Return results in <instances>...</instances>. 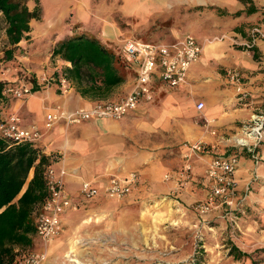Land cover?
<instances>
[{
	"label": "crops",
	"instance_id": "1",
	"mask_svg": "<svg viewBox=\"0 0 264 264\" xmlns=\"http://www.w3.org/2000/svg\"><path fill=\"white\" fill-rule=\"evenodd\" d=\"M42 1L38 0L41 16L29 20L27 34L32 30L31 22H35L32 31L39 37L52 38L51 47L58 40L76 34L98 38L97 40L113 54L114 63L123 76L119 82L96 93L81 92L74 82L70 91L59 93L55 83V87L51 84L46 89H36L24 99L9 103L4 100L0 102V117L15 112L19 115L21 124L38 125L40 136L34 144L49 155L54 175H58L60 165L66 168L62 178L63 185L78 204L77 208H68L61 213L62 225L65 224L67 229L75 225L76 218L85 213H97L100 219L103 218L102 215L110 213L108 205L105 204L106 200L115 199L108 198L102 188L110 174L128 170L137 173L138 182L133 190L125 195V199L138 195L143 186L152 197L163 195V192L173 185V178H165L164 174L169 172L172 176L175 175V170L181 163V141H214L216 136L210 134L208 129H214L217 135H231L238 130L240 123L247 119L251 111H259L264 107V36L257 40L250 51H245L223 37L214 38L211 42H202L200 55L187 68L186 83L168 88L153 80L156 92L152 100L139 103L122 117L89 118L68 124L56 122L50 129H45L43 119L49 108L58 106L72 110L78 106H89L98 99H119L130 89L135 69L116 54L115 46H110V42L117 37V29L109 23L99 21L98 15L91 13V8L97 4V0H66L62 7L54 6L50 14H47ZM202 1L198 0V4ZM173 3L172 0H155L157 5ZM208 3H212V36L223 33L241 40L247 36L248 29L253 25L258 26L264 33V0H208ZM88 30L96 34H87ZM180 33L182 32H171L167 37L155 41H169ZM206 35L200 34L201 38ZM104 40L108 42L103 44ZM20 42L21 39L17 44ZM54 60L50 68L57 72L61 67L70 65L68 60L59 56ZM227 67H236L241 72L240 86L248 94L246 104L237 102L235 85L224 75V69ZM33 76L37 78L39 73L35 72ZM94 81L100 83L98 78ZM197 100L203 101L200 110L194 106ZM198 111L204 118L211 119L207 128L203 127L202 120L198 122L194 119ZM223 149L229 150L228 147ZM231 150L237 154L235 201L243 203L249 199L253 203L252 200L262 199L263 204L264 138L257 146L256 161L244 148ZM208 152H205L204 156L209 154ZM190 161L192 178L189 184L182 188L185 191L180 196L187 200L193 197L201 198L206 184L204 161L194 155L190 156ZM82 180H88L97 187L94 196L84 198L80 195L79 186ZM158 191H163V194L157 195ZM89 201L100 204L93 208H83ZM216 208L221 210L223 207ZM240 210L243 212L245 208L241 207ZM254 210H247L250 217L255 216ZM259 213L264 219V209H260ZM245 217L244 212L240 214V221L244 223ZM257 222L258 218L254 223ZM87 224L94 223H79L80 228L88 235V230L85 229ZM251 225L253 224H250V227ZM66 232L67 230L47 244V254L45 253L41 264H51L47 255L59 253L67 246L70 247L72 242L74 244L76 239L70 238ZM30 237L32 243L36 237ZM30 247L43 250L42 246Z\"/></svg>",
	"mask_w": 264,
	"mask_h": 264
},
{
	"label": "rangeland",
	"instance_id": "2",
	"mask_svg": "<svg viewBox=\"0 0 264 264\" xmlns=\"http://www.w3.org/2000/svg\"><path fill=\"white\" fill-rule=\"evenodd\" d=\"M65 1L43 0L42 3L47 14H50L54 6L62 7ZM136 1L138 3L135 4ZM172 1L174 3L171 5H157L155 0H97L91 13H96L99 21L117 29V37L110 42L111 47L124 37L157 40L167 37L171 32L187 31L203 41L223 34L212 36V3H208V0H203L201 4H198V0ZM25 3L30 9L35 4L34 0H26ZM31 23L33 30L35 22ZM4 25L0 12V79L12 88H18L21 84L32 85L35 80L40 82L37 89H46L51 84L55 87L56 77L62 72V67L59 72L50 68L57 56L51 54L53 39L39 37L31 30L27 38H22L13 49L12 55L6 58L4 49L10 45ZM91 33L96 34L88 30L87 34ZM201 33L207 35L201 38ZM35 72L39 76L45 72L51 78L48 77L45 84L39 77L34 78ZM56 90L61 93L58 88ZM33 91L30 89L29 93L19 96L6 91L4 102L24 99ZM194 119L198 122L202 120L204 128L208 127L211 120L204 118L200 111L194 115ZM140 189L138 195L129 199L124 196L122 200H106L110 213L102 215L101 219L97 213H85L76 218L72 227L67 229L65 224L62 225L61 231L48 242L42 243L35 238L30 245L18 247L42 246L47 254V244L67 230V235L76 240L59 253L47 255L51 264H264V219L259 213L260 209H264L262 199L252 200L253 203L249 199L235 203L228 214L223 208H214L199 215L191 207L192 201L198 197L190 200L180 197L185 190L181 189L175 195L177 193L171 192L168 187L166 192H157V195H163L152 197L150 192L144 190L146 187ZM97 204L100 203L89 201L83 208H93ZM241 207L245 208L244 223L239 219V215L243 214ZM252 209H255L254 217L247 213V210L252 212ZM256 218L258 222L254 223ZM80 222L94 223L85 226L88 235L80 228ZM250 224L253 225L250 227ZM231 244L245 254L235 257L234 249L229 252Z\"/></svg>",
	"mask_w": 264,
	"mask_h": 264
},
{
	"label": "built area",
	"instance_id": "3",
	"mask_svg": "<svg viewBox=\"0 0 264 264\" xmlns=\"http://www.w3.org/2000/svg\"><path fill=\"white\" fill-rule=\"evenodd\" d=\"M263 36L261 29L253 25L248 29L244 39L236 40L232 35L227 34L216 38L226 37L231 43L245 51H250L257 40ZM203 41H198L190 32L177 34L169 41L122 38L115 46V52L125 63L134 66L135 73L130 89L117 100L98 99L89 106H78L72 110H65L58 106L51 108L44 114L43 127L48 129L60 121L68 124L89 118L118 119L139 103L152 100L156 92L153 80L168 88L186 83L187 68L200 55ZM224 75L235 85L237 102L246 104L248 94L240 86L241 72L236 67H227L224 69ZM48 77L51 78L42 72L39 79L47 84ZM56 82L61 93L68 92L72 88L71 80L63 72L58 73ZM35 84L39 86L40 82L35 80ZM30 89L31 85L21 84L18 88L5 86L3 91H11L19 96L29 93ZM194 106L200 110L203 107V101L197 100ZM208 132L216 136L214 141L198 139L181 142L183 148L180 154L181 163L176 168L175 175L172 176L166 172L164 177L173 178L171 192L178 193L189 184L192 178L190 156L201 158L204 161L205 189L201 198L192 201L191 207L201 215L222 206L228 214L237 203L235 201L237 154L231 148H244L255 161L257 160V146L264 138V107L259 111H251L247 119L240 123L238 130L231 135H217L214 129H208ZM39 136V128L34 123L21 124L20 117L15 112L0 117V137L14 142L34 143ZM223 147H228L229 150ZM207 151L209 154L204 156ZM65 173L66 168L63 165H60L57 176L54 175L50 162L45 165L47 195L34 207L33 232L31 233L42 243L48 242L61 231V213L68 208L75 209L78 206L77 201L68 194L63 185L62 178ZM137 182V173L134 170H128L110 174L102 188L108 198L118 200L129 193ZM79 192L82 197L89 198L96 194L97 187L88 180H82ZM13 250L14 256L10 264H41L45 255L44 250H36L30 246L23 249L16 246Z\"/></svg>",
	"mask_w": 264,
	"mask_h": 264
},
{
	"label": "trees",
	"instance_id": "4",
	"mask_svg": "<svg viewBox=\"0 0 264 264\" xmlns=\"http://www.w3.org/2000/svg\"><path fill=\"white\" fill-rule=\"evenodd\" d=\"M25 2L0 0L4 33L10 45L4 49L6 58L12 55L17 42L27 36L29 20L39 17L38 0H34L31 9ZM51 54L70 62L69 66L62 68V72L81 92L96 93L123 77L111 51L95 37L76 34L62 38L55 42ZM96 78L100 83L94 81ZM34 82L31 90L37 89ZM6 85L0 79V102L5 100L6 92L3 90ZM49 162V155L33 142H14L0 137V264L11 263L14 246L31 244L33 210L47 195L44 168ZM231 249L235 250V257L245 254L233 244L230 245V253Z\"/></svg>",
	"mask_w": 264,
	"mask_h": 264
},
{
	"label": "bare ground",
	"instance_id": "5",
	"mask_svg": "<svg viewBox=\"0 0 264 264\" xmlns=\"http://www.w3.org/2000/svg\"><path fill=\"white\" fill-rule=\"evenodd\" d=\"M215 39H216V38H215ZM211 41H213V40H212V39H211V40L209 39V40H206L205 43H206V42H211ZM68 256H69V255H68ZM72 261H76V259H72ZM76 262H77V261H76Z\"/></svg>",
	"mask_w": 264,
	"mask_h": 264
}]
</instances>
